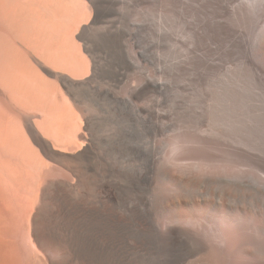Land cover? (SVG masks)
Masks as SVG:
<instances>
[{
    "label": "rangeland",
    "instance_id": "rangeland-1",
    "mask_svg": "<svg viewBox=\"0 0 264 264\" xmlns=\"http://www.w3.org/2000/svg\"><path fill=\"white\" fill-rule=\"evenodd\" d=\"M10 1L17 13L0 15V59L15 47L33 84L16 104L7 98L15 112L0 102V131L31 130L57 149L31 152L35 166L14 181L26 183L19 196L33 192L28 210L41 204L61 226L65 264H195L208 248L234 249L206 221L176 232L186 226L172 211L197 203L166 208L163 199L264 193L249 182L264 180V0ZM46 69L68 77L71 94ZM232 149L255 158L242 180L230 177L236 168L194 167ZM236 235L256 245L248 260L264 258V233Z\"/></svg>",
    "mask_w": 264,
    "mask_h": 264
},
{
    "label": "bare ground",
    "instance_id": "bare-ground-1",
    "mask_svg": "<svg viewBox=\"0 0 264 264\" xmlns=\"http://www.w3.org/2000/svg\"><path fill=\"white\" fill-rule=\"evenodd\" d=\"M12 1L10 2L12 3ZM9 4V0H0V15L3 13L4 17L13 16V11H17V8L14 7V3H12L13 7ZM11 19L12 18L9 19L10 22ZM9 48L7 47L5 49L9 50ZM5 49L3 51L8 54L3 52L4 55L1 54L0 83L4 84L5 88L7 87V94L0 90V102L8 107L9 112H15V107L9 105L8 103L11 101L8 100H13L12 102H15L17 99L13 97L14 94H27L29 92L28 88L33 84L31 83L32 75L28 70H24L27 72H25L26 74H23L24 71L22 69L18 70L19 67L17 66V56L15 57L17 54L15 47L14 51L13 48L10 49L13 51L12 54H10L11 51H6ZM14 52L16 54H14ZM49 70L46 69V73L59 78L67 92L71 94V90L74 89V83L65 75L57 72L52 73ZM6 118L8 120L7 115ZM26 132H28V134ZM26 132L25 134L23 132V137H18L19 134L17 131H0V264H65V255L61 242V226L53 219L52 214L41 204L37 205L33 210H28L27 204L28 201L34 198L32 195L33 192L31 194L27 193L26 196H19L24 195L23 192L25 190L22 191V187L25 189L26 183L24 182L23 184L25 185L21 184L20 186V182L18 186L17 184L19 181H14L16 176V179H19L17 174L18 169L22 170L21 172L24 170L26 173L28 168L30 169L31 166L34 165L33 159H31V152L35 151L36 157L43 159L41 157L42 155L46 156V158L52 157L53 152L57 150L52 145H49L47 141L45 142L38 133L31 130ZM26 134L28 136H25ZM200 142V144L204 143L208 146V150H210L214 144V141L207 137H202ZM178 146L181 145L175 144L174 149H178ZM232 151L236 154L227 157L220 156L219 158H212L207 155H202L199 157L194 167L197 168L199 172L209 171V168H236L238 169V172L236 171L237 175L230 177L236 180H242L241 177H243V175L239 173L242 172L240 170L241 165L251 166L250 162H253L255 158L253 155L243 154L236 149H232ZM82 154V151L76 152L73 157L75 160L74 162L80 161L82 159ZM257 159L256 157V160ZM11 164L19 167L15 168V166H11L17 175L15 173L12 174V168H10L9 171L8 167ZM40 166L42 167L43 165ZM37 170H39V168H37ZM40 172L41 169L36 173L39 177L44 173L43 170L41 173ZM25 173H21L20 177L25 176ZM185 178L192 180L193 183L200 182L196 175H190ZM226 179H228V177H226ZM249 182L253 185L255 183H261L264 186V180H258L254 176ZM55 183L56 182H50V185L52 186ZM18 187H21V189ZM26 191L28 192V189ZM45 196L46 193H43L40 198H45ZM163 200L166 208L175 207L181 202L197 203L195 207L188 210L182 211L174 209L172 211L171 217L179 220L186 226L177 228L176 232L195 234L206 221L209 223L210 229L221 242H235V248L232 250L227 249L223 244L214 248H208L206 251L207 258L195 264H264V258L256 260L247 259V256L254 253L256 245L250 244V240L242 241L236 235L240 229L251 234V238H253L255 234L264 233V226L261 223V221L264 220V193L261 195L256 191L250 192L248 197L244 198L242 193L226 196L224 191H222L219 194H215L210 200L206 199L205 196L186 197L182 194H172L168 195V197L166 196ZM206 201L207 204L211 206L210 208H204V202ZM242 204H246L251 210L250 215L245 216L243 208L240 207ZM234 207H236V210H234ZM203 210H205V213Z\"/></svg>",
    "mask_w": 264,
    "mask_h": 264
}]
</instances>
